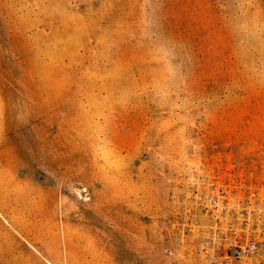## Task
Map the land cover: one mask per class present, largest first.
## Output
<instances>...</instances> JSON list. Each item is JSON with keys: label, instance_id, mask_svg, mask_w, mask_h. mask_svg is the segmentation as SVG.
<instances>
[{"label": "rangeland", "instance_id": "obj_1", "mask_svg": "<svg viewBox=\"0 0 264 264\" xmlns=\"http://www.w3.org/2000/svg\"><path fill=\"white\" fill-rule=\"evenodd\" d=\"M264 139V0H0V264H186L173 174Z\"/></svg>", "mask_w": 264, "mask_h": 264}, {"label": "built area", "instance_id": "obj_2", "mask_svg": "<svg viewBox=\"0 0 264 264\" xmlns=\"http://www.w3.org/2000/svg\"><path fill=\"white\" fill-rule=\"evenodd\" d=\"M167 224L186 264H264V139L204 141L171 180Z\"/></svg>", "mask_w": 264, "mask_h": 264}]
</instances>
